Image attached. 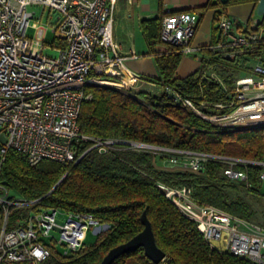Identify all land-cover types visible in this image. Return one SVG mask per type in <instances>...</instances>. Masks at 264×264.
Here are the masks:
<instances>
[{"label":"built area","instance_id":"1","mask_svg":"<svg viewBox=\"0 0 264 264\" xmlns=\"http://www.w3.org/2000/svg\"><path fill=\"white\" fill-rule=\"evenodd\" d=\"M116 1L0 0V166L9 148L23 153L30 164L43 159L68 163L89 149L106 153L123 144L158 153L171 168L190 172L202 170L207 162H220L225 179L247 188L252 186L249 171L257 167L258 192L264 195V158L102 138L80 130L81 103L92 96L86 85L134 89L155 83L152 77L125 66L128 54L120 51L112 34ZM43 17L46 23H41ZM197 23L198 15L192 11L165 13L159 38L176 47L181 56L196 55L201 65L202 46L192 44ZM236 25L231 16L222 14L217 21L218 40L206 45L208 68L201 80L217 83L225 92L223 99L198 104L171 86L164 89L175 103L221 126L264 124V52L241 68L243 73L229 71V83L210 63L221 67L222 56L252 52L253 43L264 35L262 27L251 29L255 19L251 27ZM45 47L55 54L45 52ZM83 143L87 147L79 154ZM166 187L165 196L194 221L211 246L264 264V224L194 200L190 186ZM32 201L12 196L0 182V264H42L53 250L71 253L82 246L89 230L97 234L106 228L91 213L55 206L14 214V208Z\"/></svg>","mask_w":264,"mask_h":264},{"label":"trees","instance_id":"2","mask_svg":"<svg viewBox=\"0 0 264 264\" xmlns=\"http://www.w3.org/2000/svg\"><path fill=\"white\" fill-rule=\"evenodd\" d=\"M257 2L220 0L219 3L226 7L242 3L256 6ZM207 4L212 3L209 1ZM160 18H142L140 24L160 75L151 79L161 89L151 91L86 85L85 90L92 96L81 103L78 115L80 130L102 138L264 158V124L221 126L168 97L165 85L198 104L201 100L214 102L223 99L225 92L217 83L201 80L202 73L208 68L205 56L210 51L206 45L201 48L202 63L196 70L184 77L174 76L181 53L176 47L160 40ZM255 20L256 26L251 29H264V14ZM248 26L251 27L250 23ZM156 45H162L163 49L155 50ZM261 52H264V35L253 43L252 52L239 54L233 59L222 56L221 67L215 62L210 63L229 83V71L243 73L241 68H247ZM86 147V143L79 145V154ZM157 160L156 154L151 151H137L118 144L106 153L89 149L77 161L60 163L43 159L30 164L23 153L9 148L0 166V182L12 196L33 200L28 205L14 208V214L55 206L91 213L106 225L94 235L93 240H88L87 234L82 246L71 253L62 254L53 250L42 264H98L111 247L126 241L143 228L142 212L151 223L156 244L165 252L164 259L153 262L144 254L142 247H137L121 254L111 264H254L245 257L211 246L194 221L186 217L158 185L190 186L194 200L251 219L254 213L250 205L240 196L233 197L231 191L238 186L248 192L262 193L258 192V168L250 169L252 186L247 188L225 179L221 175L220 162L210 161L202 170L190 172L178 168L160 169Z\"/></svg>","mask_w":264,"mask_h":264},{"label":"crops","instance_id":"3","mask_svg":"<svg viewBox=\"0 0 264 264\" xmlns=\"http://www.w3.org/2000/svg\"><path fill=\"white\" fill-rule=\"evenodd\" d=\"M209 1L212 4H207ZM219 2L220 0H117L112 34L120 51L123 54H128L125 66L131 71L154 79L160 76L152 55V48L148 44L144 29L140 24L142 18L162 16L165 13L181 10L195 12L198 15V23L192 44L199 47L218 40L217 21L222 14L231 16L236 22V26L241 28L244 27L241 25L242 22H246L247 25L252 22L251 17L255 11L253 3L222 7ZM154 48L160 51L163 46L156 45ZM131 52H134L135 55H130ZM200 55H203L202 50ZM199 66L200 62L196 55L181 56L174 76L184 77ZM152 86L161 89L157 83ZM142 87L150 90L148 87L151 86L144 84Z\"/></svg>","mask_w":264,"mask_h":264},{"label":"water","instance_id":"4","mask_svg":"<svg viewBox=\"0 0 264 264\" xmlns=\"http://www.w3.org/2000/svg\"><path fill=\"white\" fill-rule=\"evenodd\" d=\"M255 12L259 15L264 14V0H258L255 6ZM225 57L229 59H233V56H225ZM158 187L163 193L167 191V187L164 185L159 184ZM141 222L143 224V228L139 232L134 234L126 241L111 247L102 257V259L98 264H111L112 261L121 254L135 250L137 247H142L144 254L153 262H159L164 257L165 252L156 244L151 223L147 218L145 212H142Z\"/></svg>","mask_w":264,"mask_h":264},{"label":"rangeland","instance_id":"5","mask_svg":"<svg viewBox=\"0 0 264 264\" xmlns=\"http://www.w3.org/2000/svg\"><path fill=\"white\" fill-rule=\"evenodd\" d=\"M30 10H32V9H30ZM38 13H39V10L37 9L36 16H37ZM55 16H56L55 12L52 13V20L55 19ZM259 16L260 15L257 14L254 11L253 15L251 17V21H253L254 19L258 18ZM41 23H46L45 17L42 18ZM241 25L244 26V27L247 26L246 22H244V23L242 22ZM44 51L49 53V54H55V51L53 49L49 48V47H45ZM150 86L151 87H148V88H150L151 91L160 90V88H158L157 86H152V85H150ZM139 88L140 89H145V88L142 87V85L140 87H138L137 89H139ZM146 90H149V89L146 88ZM218 111H220V110H218ZM0 128H1V126H0ZM156 156H157V159H158L157 160V164H158L157 167L158 168H160V169L171 168L170 166H168V165H166L165 163L162 162V158H161V156L159 158V154L158 153L156 154ZM262 188H264V184H262ZM231 195L233 197L240 196L241 198H243V200L250 205V209L254 213V215H253V217L251 219L254 220L257 223L264 224V195L258 194V193H254V192H250V191L248 192V191H246L243 188L238 187V186H237V188H235L234 190L231 191ZM56 234H57V236H59L58 232ZM94 235L95 234H93L91 232V230H89L87 239L88 240L89 239L93 240ZM57 246H58L59 249L63 250V246L62 245L58 244Z\"/></svg>","mask_w":264,"mask_h":264}]
</instances>
